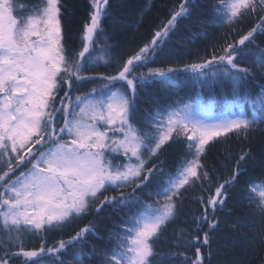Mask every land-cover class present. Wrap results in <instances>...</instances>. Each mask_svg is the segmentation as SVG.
I'll return each mask as SVG.
<instances>
[{
    "label": "snow or ice",
    "instance_id": "snow-or-ice-1",
    "mask_svg": "<svg viewBox=\"0 0 264 264\" xmlns=\"http://www.w3.org/2000/svg\"><path fill=\"white\" fill-rule=\"evenodd\" d=\"M113 3L88 0L76 47L66 0H0V264H212V245L223 239L216 233L227 230L220 214L234 194L264 221V181L241 182L251 146L236 155L226 148L219 165L208 161L211 147L247 142L264 123V98L259 107L246 99L257 72L264 78V0H210L209 18L197 17L201 30L186 37L180 21L201 4L179 0L122 61L115 34L104 29ZM124 27L113 20L114 29ZM225 27L223 41L196 61L172 59L213 39L206 28ZM174 37L179 47L169 48ZM114 64V72L101 71ZM220 167H230L227 176ZM189 189L199 211L169 235ZM89 217L68 239L48 243L49 234Z\"/></svg>",
    "mask_w": 264,
    "mask_h": 264
},
{
    "label": "trees",
    "instance_id": "trees-1",
    "mask_svg": "<svg viewBox=\"0 0 264 264\" xmlns=\"http://www.w3.org/2000/svg\"><path fill=\"white\" fill-rule=\"evenodd\" d=\"M67 7L69 9V16L65 20L66 30L70 38H72L78 47L80 32L87 19L88 0H66ZM179 3V0H150V6L146 8V0H114L113 3V17L105 21L104 29L106 34H115L114 40L110 42L118 43L122 50L120 60L126 59L132 55L135 51H138L139 47H142L147 43L154 33L162 24L167 22L171 9ZM201 7L197 9L192 18L180 21L179 36H190L194 32L201 30V26L197 17L208 19L210 12V0H200ZM122 9V11H116L115 9ZM143 11L142 19H140L141 12ZM122 21L125 25L123 31H119L113 28V20ZM210 36L211 40H198L195 43L187 44V47L181 48L183 55L172 57L173 60L183 64L189 61H196L197 57L205 55L206 47L212 43H220L223 41L225 35L229 32L227 27L223 29L206 28L205 29ZM264 37L258 40L261 47H264ZM187 43V42H186ZM179 45L176 43V38H173L172 44L169 48H177ZM166 55V54H165ZM163 56L158 57L156 63L152 64V67H160ZM115 64L112 68H101L104 74L114 72ZM146 71V69H141ZM261 84H264V78L257 72V80L249 83V91L246 95L248 101H254L259 107V102L264 98V93L261 91ZM95 85L87 86L86 90L94 87ZM178 91L183 92V88L179 87ZM230 98V97H229ZM207 100V95L205 96ZM215 103L217 106H222L224 103V96L217 94L215 97ZM245 110L248 111V105L245 106ZM250 114V113H249ZM260 116H264V113H258ZM251 146L254 154V161H250V167H248L247 175L241 178V182L244 180H250L255 182L264 181V123L261 124L260 129L252 134L251 138L244 142L240 139H232L227 144H217L210 148L208 152V161L219 165L220 162H225V149L228 148L236 155L239 153L241 147L247 148ZM165 158L171 161L173 157L169 154H165ZM230 171L229 168L220 167L219 175L227 176ZM239 185L237 186V191ZM127 191V189H125ZM198 195L196 189H189L184 201V214L176 222L175 225L170 226L169 235H171L173 229L181 227H190L185 224L189 216L199 211V206L195 202V197ZM236 196L233 195V202L229 204L230 211H225L220 215L224 217L226 222H222L221 227L227 229L224 232L216 233L217 237H223L213 243L212 251L214 253L212 264H264V221H261L259 217H254L249 207L244 204L240 205L235 202ZM89 218H85L79 221V223L73 224L66 228L63 233L49 234L47 237L50 245L55 244L60 239H68L70 235L74 234V231H78L89 223ZM240 221L246 223L248 227H240L235 231L231 230L230 222ZM102 225L107 224V221H101ZM101 242L96 241L94 238H89V244ZM28 247H39V244L32 242ZM194 249L186 251V255L191 256ZM69 257H65L67 261ZM19 264V262H17ZM170 264H179L178 260H172Z\"/></svg>",
    "mask_w": 264,
    "mask_h": 264
}]
</instances>
